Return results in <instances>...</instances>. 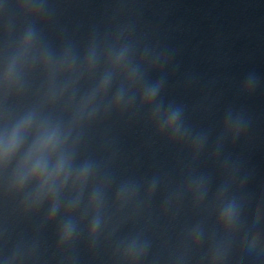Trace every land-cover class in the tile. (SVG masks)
<instances>
[{
    "label": "clouds",
    "instance_id": "1",
    "mask_svg": "<svg viewBox=\"0 0 264 264\" xmlns=\"http://www.w3.org/2000/svg\"><path fill=\"white\" fill-rule=\"evenodd\" d=\"M15 8L27 27L0 46V206H11L20 220L43 215L36 235L0 254L2 264H41L39 234L53 224L57 264H79L81 240L93 255L106 248L108 264H264V198L249 220L239 169L221 159L224 143L245 131L243 115L229 109L206 152L210 133L186 122L183 105L165 103L163 76L149 79L150 71L163 70L159 57L145 49L130 58L127 47H114L113 35L93 37L83 53L71 41L54 46L40 27L51 15L47 0H15ZM256 85L250 74L241 91ZM140 114L156 137L187 151L179 182L159 175L117 181L111 157L82 158L85 136L98 121ZM204 155L219 165L215 191L212 176L193 166ZM162 187L156 220H175L186 204L204 214L154 251L148 225ZM126 224L133 227L119 234ZM8 241L5 218L0 242L6 248Z\"/></svg>",
    "mask_w": 264,
    "mask_h": 264
},
{
    "label": "water",
    "instance_id": "2",
    "mask_svg": "<svg viewBox=\"0 0 264 264\" xmlns=\"http://www.w3.org/2000/svg\"><path fill=\"white\" fill-rule=\"evenodd\" d=\"M50 17L40 27L54 46L71 41L83 53L93 38L113 35L116 49L127 47L129 57L144 50L159 57L163 70L149 72V79L164 77L162 98L185 108L186 122L197 131L210 133L209 147L215 144L226 112L241 113L247 123L234 142L226 141L221 159L236 163L238 178L244 180L240 195L246 198L249 218L264 198V0H47ZM26 23L15 8V0H0V46L22 35ZM7 31V34H6ZM257 78L254 89L242 92L249 75ZM3 129L0 128V135ZM111 157L114 178L143 181L159 175L179 182L184 165L190 163L186 150L169 145L154 135L140 114L111 115L87 132L82 158ZM213 178L212 190L220 182L219 165L202 156L193 165ZM164 196L163 187L152 201L154 223L148 225L155 251L162 239L175 242L183 227L204 213L185 205L169 222L155 219ZM4 208L14 244L36 235L39 215L17 219ZM144 221L137 224L142 226ZM132 224L122 226L126 233ZM41 264H57L54 257L55 224L39 234ZM79 264H108L107 249L93 255L84 240L78 245Z\"/></svg>",
    "mask_w": 264,
    "mask_h": 264
}]
</instances>
